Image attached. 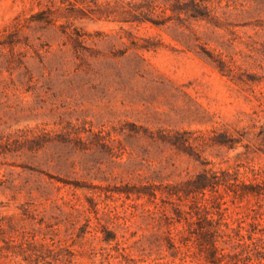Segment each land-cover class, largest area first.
<instances>
[{
  "label": "rangeland",
  "instance_id": "1",
  "mask_svg": "<svg viewBox=\"0 0 264 264\" xmlns=\"http://www.w3.org/2000/svg\"><path fill=\"white\" fill-rule=\"evenodd\" d=\"M250 169L264 0H0V264H207L264 195L184 192Z\"/></svg>",
  "mask_w": 264,
  "mask_h": 264
},
{
  "label": "trees",
  "instance_id": "2",
  "mask_svg": "<svg viewBox=\"0 0 264 264\" xmlns=\"http://www.w3.org/2000/svg\"><path fill=\"white\" fill-rule=\"evenodd\" d=\"M249 172L253 181L250 183L231 177L226 172L210 176L205 173L199 174L196 176V180L191 183L190 186L192 187L187 189L184 194L199 193L204 195L206 190L216 191L218 188L223 187L225 194L236 200H242L248 196L264 195V180L257 182L260 171L250 169ZM152 196L155 195L152 194ZM220 199H223V196H220ZM222 204H225V202ZM216 206L220 209L221 203ZM243 222L238 221L236 226L232 227L231 224L225 221L222 223L219 220L209 221V230L205 232L209 243L206 247L200 248L206 254L207 264H222L226 257L234 260L232 264H252L253 262L264 264V221L261 223L257 219H253V221L246 223L247 226H243ZM218 240L223 246H228L235 251L232 256L223 253L224 248L217 245ZM200 246L202 245L200 244Z\"/></svg>",
  "mask_w": 264,
  "mask_h": 264
}]
</instances>
